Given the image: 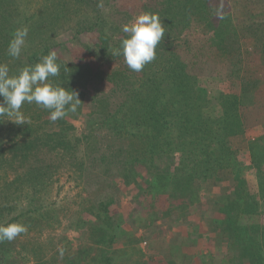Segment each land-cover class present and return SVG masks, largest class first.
I'll return each instance as SVG.
<instances>
[{
  "label": "trees",
  "instance_id": "obj_1",
  "mask_svg": "<svg viewBox=\"0 0 264 264\" xmlns=\"http://www.w3.org/2000/svg\"><path fill=\"white\" fill-rule=\"evenodd\" d=\"M105 1L0 0V64H7L14 75L55 51L61 70L58 77L50 78L51 83L76 91L81 101L75 113L56 122L35 103L23 104L27 124H13L14 138L3 152L23 170L43 163L42 151L68 155L79 178L91 193H97L92 199L94 218L86 221L88 241L96 247L107 237L111 243L116 239L98 225L101 217L110 227L118 221L132 222L157 177L156 162L179 152L183 171L192 172L189 182L205 185L213 198L212 208L222 215L220 223L214 214L208 219L215 239L223 241L239 264H264V225L258 237L260 229L242 228L222 210V197L235 202L238 191L249 187L246 173L232 168L231 161L239 159L242 150L237 149L260 128H243L236 99L224 98V119L203 115L216 81L242 82L243 92L264 86V0H223L222 20L215 15L221 0H113L114 14L107 16L102 8ZM145 12L159 14L165 35L157 58L134 72L113 51L127 38L122 26ZM245 25L253 28L251 41L258 49L254 54L247 52L253 65L249 74L235 52L246 42L240 30ZM23 27L28 28L26 43L20 58L13 59L7 48L15 30ZM63 32L70 40L84 41L87 36L90 43L78 42L67 55L56 41ZM247 79L251 86L246 85ZM4 119L8 118L0 121ZM81 119L79 132L75 123ZM230 121L241 129H223L221 123ZM84 140L88 144L81 150ZM89 172L91 177H87ZM227 183L229 194L215 190L226 188ZM202 192H188L190 197L182 200L199 204ZM121 194L128 196L126 200ZM207 211L197 213L205 218ZM0 264H4L1 249Z\"/></svg>",
  "mask_w": 264,
  "mask_h": 264
},
{
  "label": "rangeland",
  "instance_id": "obj_2",
  "mask_svg": "<svg viewBox=\"0 0 264 264\" xmlns=\"http://www.w3.org/2000/svg\"><path fill=\"white\" fill-rule=\"evenodd\" d=\"M114 5L113 0L103 3L105 16L114 14ZM241 27L246 42L237 46L235 52L244 61L245 73L249 74L253 65L247 52L254 54L258 49L251 41L253 28ZM107 35L110 36L109 32ZM70 38L67 32H63L56 40L67 55L76 49L78 42L90 43L87 36L83 37L84 41ZM105 77L109 76L105 74ZM229 82L223 79L213 84L209 107L204 109L203 115L209 119H224V98L236 99L237 116L243 128H260L251 140L237 149L242 150L239 159L231 161L232 168L246 173L247 191H238L235 202H230L228 196L222 197V210L229 215V221L242 228L247 227L244 225L257 227L260 237L264 225V140H261L264 138V86L243 92L242 82ZM246 83L252 85L249 79ZM82 121L75 123L79 132ZM13 124L14 121L7 119L0 121V224L21 223L28 230L11 242L0 243L4 264H239L240 260L232 258L230 250L219 238L215 239L214 229L208 226V219L213 214L218 223L222 215L212 208L210 200L213 198L205 191V185L189 182L192 172L183 171L179 152L169 160L156 162L160 167L157 177L148 191V198L145 197L144 206L134 215L132 222L122 224L118 221L110 227L101 217L98 225L116 239L111 243L107 237L96 247L88 241L86 221L94 218L92 199L97 193L90 192L85 180L75 172L68 155L59 150L53 153L42 151L43 163L35 164L30 170L19 169L2 150L7 149L14 138ZM221 124L223 129H241L240 124L238 128L232 121ZM87 144L88 141L84 140L81 150ZM234 144L237 147L235 141ZM91 174L87 173V177ZM227 185L215 190L229 194V183ZM199 191H203L199 195L201 203L186 204L182 200L190 197L186 195L188 192L195 195ZM121 196L125 200L128 197L126 194ZM201 210H208L205 218L197 213ZM188 215L196 219L185 220ZM118 224L121 226L117 227ZM261 241L264 244V238Z\"/></svg>",
  "mask_w": 264,
  "mask_h": 264
},
{
  "label": "clouds",
  "instance_id": "obj_3",
  "mask_svg": "<svg viewBox=\"0 0 264 264\" xmlns=\"http://www.w3.org/2000/svg\"><path fill=\"white\" fill-rule=\"evenodd\" d=\"M223 0L217 7L215 15L224 19ZM127 38L113 55L123 56L125 64L134 72H141L144 67L157 58V47L165 35L159 14L145 12L133 21L122 26ZM28 36V28H18L9 42L7 54L19 59ZM61 65L57 62V53L49 52L34 65H26L17 74L10 75L7 64H0V118H8L17 125L27 124L21 108L23 104L35 103L49 112V119L56 122L69 113H75L81 104L78 93L61 86H54L51 77L60 75ZM27 226L21 223L0 224V243L13 241L27 232ZM61 256L63 249L60 250Z\"/></svg>",
  "mask_w": 264,
  "mask_h": 264
}]
</instances>
